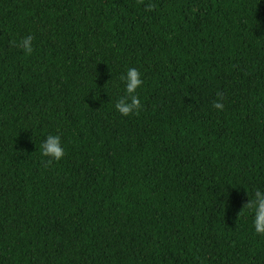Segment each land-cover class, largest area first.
<instances>
[{
	"label": "trees",
	"instance_id": "16d2710c",
	"mask_svg": "<svg viewBox=\"0 0 264 264\" xmlns=\"http://www.w3.org/2000/svg\"><path fill=\"white\" fill-rule=\"evenodd\" d=\"M256 188L264 0H0V264H264Z\"/></svg>",
	"mask_w": 264,
	"mask_h": 264
},
{
	"label": "clouds",
	"instance_id": "9594fccd",
	"mask_svg": "<svg viewBox=\"0 0 264 264\" xmlns=\"http://www.w3.org/2000/svg\"><path fill=\"white\" fill-rule=\"evenodd\" d=\"M150 9V5L147 6ZM32 35H26L19 41H13L15 47L21 49L24 54L30 55L33 52ZM123 84V95L115 102V110L122 116L138 114L143 105L137 94V89L143 85L142 74L136 67H129L120 75ZM218 98L213 101L212 108L223 110L225 105L222 102L224 97L217 94ZM41 154L47 157L46 163L59 162L65 156V147L59 134H47L41 148ZM248 196V195H247ZM244 208L251 215V226L255 234L264 235V189L253 190L252 198L247 199Z\"/></svg>",
	"mask_w": 264,
	"mask_h": 264
}]
</instances>
